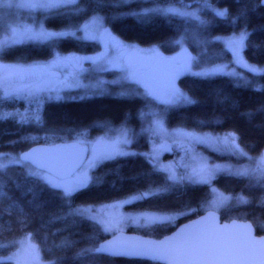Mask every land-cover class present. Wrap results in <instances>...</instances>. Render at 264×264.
<instances>
[{"label":"trees","instance_id":"16d2710c","mask_svg":"<svg viewBox=\"0 0 264 264\" xmlns=\"http://www.w3.org/2000/svg\"><path fill=\"white\" fill-rule=\"evenodd\" d=\"M213 7L229 9L225 18L215 17L208 9L201 7L202 0H163L161 6L168 4L199 9V16L211 24L201 25L196 21L180 16L157 17L147 29H140L133 17H119L111 20L114 13L128 12L130 9L151 7L152 4L132 3L130 6L116 8L108 4L95 5L89 0H80L78 7L85 11L78 16L67 15V10H53L42 16L48 30L66 29L70 21L82 24L92 15L105 18V27L127 43L141 46L159 45L162 54H172L177 45L171 41L184 35L185 44L192 56L198 57L195 66H208L230 62V53L225 43L226 38L243 31L248 36L244 41L241 56L246 64L256 68L264 67V9L262 6L250 11L246 17L232 21L240 7L251 4L253 0H241L238 5L234 0H209ZM36 20V21H37ZM199 33L200 39L209 42L198 44L193 38ZM61 54L74 53L93 55L98 51L97 42L60 38L54 45ZM53 47L49 42L24 43L13 45L0 51V60L15 64H27L52 58L48 52ZM242 71V70H241ZM242 81L227 75L193 77L182 75L177 79V86L191 99L192 105L168 107L164 119L166 128H183L200 133L234 132L237 143L244 155L205 153L212 161L219 163L242 164L247 156H255L264 149V74L242 71ZM163 112L166 106L150 100L148 97H113L95 96L80 100L45 101L41 106L43 126L28 120L21 123L19 116L0 118V154L20 152L35 144H54L57 142L76 141V131L82 133L81 140H89L103 132L106 127L117 126L132 129L134 134L130 143L135 153H142L152 148L151 137L141 132L144 121L140 110L148 108ZM36 104L29 105L24 100L15 98L0 99V116L4 113H29ZM65 116L67 117L65 119ZM220 121V123H217ZM203 122V124H201ZM76 129L71 133L57 131L55 138L45 140L53 133L47 129ZM37 137L38 143L29 137ZM29 166L9 165L0 169V184L4 185L5 196L0 197V256L14 248L13 242L28 235L39 250L43 261L50 264H156L143 260L111 258L96 253L85 252L88 248L108 237L99 225L81 215H71L67 202L63 201L56 190L50 189L36 177L26 173ZM87 187L79 190L71 201V209L109 203L128 197L141 196L124 205L127 211H146L177 215L173 221L154 223L141 228H126V232L137 233L150 238H160L170 233L179 224L190 220L207 210V203L212 197V188L231 197L218 213L221 221L231 219L249 221L256 235H264V182L254 178H244L218 173L208 184L173 183L167 180L163 172H153L152 165L142 155L116 157L105 160L88 172ZM151 192V195H144ZM243 197L247 203L234 200ZM194 209L195 211H192ZM23 221V223H22Z\"/></svg>","mask_w":264,"mask_h":264},{"label":"snow or ice","instance_id":"6c2138e0","mask_svg":"<svg viewBox=\"0 0 264 264\" xmlns=\"http://www.w3.org/2000/svg\"><path fill=\"white\" fill-rule=\"evenodd\" d=\"M80 0H0L2 8H28L49 10H67V15L78 16L85 11L84 8L78 7ZM98 6L108 4L112 7L121 8L130 6L132 3L152 4L151 7H140L138 9H130L128 12L114 13L111 20H116L119 17H133L138 22L140 29H147L154 24L157 17H168L175 15L185 18H193L201 25L211 24V21H204L198 15L199 9L196 11H188L189 5H184L182 8H176L172 4L161 6L163 0H89ZM238 5L241 0H234ZM264 5V0H253L251 4H245L240 7L236 13V17L232 23L235 25L236 18L246 17V15L256 8ZM201 7L208 9L215 14V17L225 18L229 15V9H218L213 7L209 0H202ZM0 24H4L6 29H10L11 34H6L0 38V51L11 48L13 45L21 43L23 39L38 40L41 42L47 41L53 45L48 52L52 58L47 62H34L31 65L21 64H0V90L3 91V98H19L26 101L29 105L36 104V108L26 109L24 113H4L0 118L9 116H19L20 122H27L29 119L35 121L38 125L43 126L45 121L41 117V106L46 99H61L59 95L61 88L67 86L73 80L78 79L80 72L87 71L83 67L85 61L91 62L95 71L104 72L110 67H118L124 75V79L135 81L144 86L145 96L151 97L160 101L168 107L192 105L195 103L188 94L183 92L176 86V80L184 73H190L193 77H209L223 72L227 65L220 67H203L199 72H192L191 68L194 63H198V57L192 56L184 47L187 30L184 35L172 40L171 42L181 48V52L175 57H165L159 51V45H151L148 48L141 49L136 44H130L123 39L114 35L107 27H105V18L100 15H92L90 19L79 24L75 22L69 23L66 29L60 31H49L45 29L41 22L38 27H33L30 24L22 26H13L8 23L7 16L0 14ZM78 32H83V39L96 41L99 40L103 45V51L94 55H76L69 53L61 55L56 50L55 44L60 38H76ZM247 31H241L239 35L229 37L225 43L231 50L239 63L248 67L249 71L258 74H264V68H256L249 66L241 56V50L244 47V41L247 38ZM193 38L198 44L206 45L209 41L200 39L199 33L194 34ZM109 49H115L120 55L112 58L109 56ZM66 73V74H65ZM226 75H235L229 72ZM98 82L94 87H99ZM264 89V86H257V90ZM102 91V89H101ZM55 93V96L53 95ZM128 93L121 92L118 95L124 96ZM82 98V97H81ZM168 107L163 112L148 108L140 110L142 119L150 117L146 127L141 128V132L149 133L150 135H172L176 138L177 143L186 151L191 150V145L194 143H207L210 141L222 142L226 147L235 148L239 151L236 143L238 137L234 132L224 133L213 136L210 134H200L196 131H187L183 128H177L173 133H166L164 129V119L168 111ZM67 117L65 116V119ZM220 123V121H217ZM203 124V122H201ZM57 131H67L69 133L76 129H58L53 126L47 129V132L53 133L52 136L46 135L45 140L55 138ZM132 129L121 127L114 139H98L96 141H83L79 139L81 132L76 131L77 139L72 144L52 145L47 149V155L36 157L33 153H23L19 157V161L32 159L37 165V171H30L29 175L36 177L37 182L42 181L50 189L56 190L54 194L58 195L63 201L67 202L70 208L71 215L87 216L89 219L102 225L105 232H118L121 230V225L132 220L138 222L140 217H124V216H105L100 213H93V209L89 207L71 209V201L79 190L87 187L89 176L88 170L96 167L98 163L104 160L113 159L117 156H136L142 155L147 162L152 165L153 172H166L167 180L173 183H190L207 184L213 178L219 166H209L204 163L194 164L185 175H178L171 165H163L159 162V155L162 150H166V143H153L152 151L148 153H132L124 150V145L132 142ZM36 140L37 137H29ZM91 152V156L87 153ZM244 155L243 152L240 153ZM10 162H19L15 158L7 157ZM251 159V158H249ZM3 167V165H0ZM236 175H246L264 182V161L256 167H250L235 172ZM67 177H73L68 179ZM4 185L0 184V197L6 195L3 191ZM214 198L207 203L208 208L215 209L223 204L230 197L216 195V190L212 189ZM151 192L144 195H151ZM141 196L133 197L140 199ZM242 203H247L243 197L237 198ZM131 201L128 199L121 200L117 203L104 205L105 208L116 209L128 204ZM192 211H195L192 209ZM147 222H154L157 218L151 216L143 217ZM214 218L213 212L209 213V217ZM166 219H174V217H166ZM23 223V221H22ZM85 252L108 254L110 256H137L151 253L153 255L166 256L170 264H264V240L259 242V248L254 244L241 243L234 238L224 236L218 233L214 228L200 230L186 236L181 243L175 248L162 249L159 246L143 247L140 245H132L123 240L108 241L106 243L94 245L91 248L83 250ZM13 257H8L11 260Z\"/></svg>","mask_w":264,"mask_h":264},{"label":"rangeland","instance_id":"374dc122","mask_svg":"<svg viewBox=\"0 0 264 264\" xmlns=\"http://www.w3.org/2000/svg\"><path fill=\"white\" fill-rule=\"evenodd\" d=\"M5 2H7V0H5ZM13 2L14 3L18 2V0H13ZM173 6H175L176 8H182L181 6H178V5H173ZM187 10L188 11H196L197 9L196 8H190ZM51 11H53V10L45 11L42 9H28V8H15V7H13V8H2V7H0V14L6 15L8 23L13 25V26H22L23 24H30V25H33V27H38L39 24L42 22V18H40V20H37L34 15L35 14H39V15L41 14L42 16H44L45 14L51 13ZM183 18H185V17H183ZM185 19L191 20V21H196L197 23H199V21H197L193 18H190V17L185 18ZM62 30H64V29H62ZM49 31H53V30H49ZM57 31H60V30H57ZM6 34H8V35L11 34L10 29H6L4 24H0V38H3ZM83 35H84L83 32H78L77 37L74 39L84 40ZM228 38H226V40ZM86 41H90V40H86ZM30 42L31 43H43V42L38 41V40L23 39L21 43H18L15 45L30 43ZM44 42H46V41H44ZM92 42H97V44H98L99 49L96 53H99L100 51L104 50L103 45L99 40L92 41ZM130 44H133V43H130ZM138 46L141 49H144V48L150 47L151 45L150 46L138 45ZM184 47L187 49L186 44H184ZM228 50H229V53L231 54L230 55L231 56L230 62H228V63H216L213 65L211 64L208 66H201L198 68L195 66V63H194L192 68H191V71L192 72H199V71H201V69L203 67L212 68V67H220L223 65H227V67L224 69L223 72H218L215 75H226L225 73L232 72V73H235V75H231V76L227 75V76H230V77L242 80V81H246L244 79L242 71L243 70L248 71V67H245L239 63H236V59L233 56L231 50L229 48H228ZM187 51H188V49H187ZM180 52H181V48L178 46L175 48V50L172 54H168V55L162 54V55L165 57H175ZM96 53H94V54H96ZM188 53L191 54L189 51H188ZM68 54L69 53H63L61 55H68ZM108 54L112 58H115V57L120 55L115 49H109ZM76 55H79V54H76ZM50 59L43 60V61H35V62H47ZM33 63L34 62L27 63V64H21V65H31ZM0 64H15V63L3 62L0 60ZM83 67L85 69H87V71L80 72L77 80H73L72 82L67 84V86H64L61 88V91L59 93V95L62 97L61 99H59V100H57V99L47 100L46 99L47 94L45 93L44 94L45 101L57 102V101H68V100H80V99L95 97V96H113V97H123V98L137 96V97H141V98H146L144 86L140 83H136L135 81L124 79L123 77L125 74L122 71H120V69L118 67H110L109 70H107V71L97 72V71H95L94 66L89 61H85L83 64ZM2 72H3V70H0V73H2ZM186 74L190 75V73H184L182 75H186ZM98 82H102V83L99 84L98 88L94 87L95 85H97ZM176 86H177V80H176ZM101 89H102V91H101ZM121 92H125L128 94L124 95V96L118 95ZM53 95L55 96V93H53ZM150 98L151 97H148L149 100H150ZM0 99H4L2 90H0ZM15 99L23 100V99H19V98H15ZM151 99L160 105L166 106L158 100H155L153 98H151ZM166 107H168V106H166ZM148 120H150V117L147 118V121H144V125H143L144 127L147 126ZM121 127L122 126H117V127L112 128V129H108V127H106V129L103 132L93 136L89 140H83V141L91 142V141H96L98 139H114L116 137V135L118 134V131ZM164 129H165L166 133L171 134L177 128H172V129L169 128L168 129L164 126ZM187 131H189V130H187ZM197 133H200V132H197ZM224 133H227V132H224ZM224 133H208V132L203 133L202 132L200 134H210L213 136L219 134L220 136H223ZM148 136L151 137L152 143H155L157 145L162 144V143H166L168 145V148L166 150H162L160 152L159 162L163 165H171L175 169L177 174L181 175V176L185 175L186 172L190 170V167H188V168L185 167L186 165L192 166L194 164L204 163V164H207V165L213 166V167L219 166V168L215 172L214 176L217 175L218 173H223V174L225 173V174H230V175H235V176L247 178L249 176L236 175L235 172L238 170H243V169L250 168V167H256L257 165L261 164L262 161H264V149L259 154L255 155V156H247V161L242 163V164H238V165L231 164V163H219L217 161H212L208 157V155L205 153L206 151H212V152L218 153V154H232L235 156H240L241 155L240 153L242 151H241L237 141H236V143L239 147V151H237V149H235V148L226 147L222 142H215V141H210L207 143H194L191 145V150L186 151L183 147H181V145L179 143H177L176 138L172 135H164V136L154 135L153 136V135H150L148 133ZM32 141L36 142V143L39 142L38 139L32 140ZM152 146H153V144H152ZM123 147H124L125 151L135 153V151L131 149L130 144L124 145ZM151 151H152V148H150L149 150L142 152V153H148ZM87 155L91 156V152L87 153ZM7 157H12V158H15L16 160H18V155H14L12 153L0 154V165H3V167H0V169H5V167H7L9 165H14V164L22 165L23 164L19 160H18L19 162H15V163L10 162V160ZM117 157H124V156H117ZM114 158H116V157H114ZM249 158H251V159H249ZM109 160H111V159H109ZM90 170H88V172ZM30 171H37V170L32 168V167L31 168L28 167L26 173L29 174ZM163 173L168 175L166 172H163ZM249 178H252V177H249ZM68 179H73V177H69ZM186 182H188V181H186ZM212 189H214V188H212ZM215 194L228 197V196L222 194L221 192H219L217 190H216ZM133 197H128L126 199L133 201V200H135V199H133ZM213 198H214V194H212V197H211L209 202H211L213 200ZM122 200H125V199H122ZM229 200H231V199H228L227 201H225L223 204H221L220 206H218L215 209H212V208H208V209H211V210L218 212L219 208H221ZM119 201H121V200H117V201H113V202H109V203H102V204H98V205H92L90 207L93 209L94 214L100 213V214H103L105 216H121L122 215L124 217H140V220L138 222H134L132 220H127L126 223L121 225L120 231H125L126 228H141V227H145V226H148V225H151L154 223H162V222H167V221L170 222V221H173L177 216L174 214H162V213L146 212V211H127V210H124L125 204L122 207H119L116 209L103 207L104 205L114 204V203H117ZM234 201L240 203V201L238 199H235ZM85 207H89V206H83V207H77V208H85ZM145 216L156 217L157 219L154 222L149 223L143 218ZM83 217H86L87 219H89L87 216H83ZM166 217H174V219H166ZM89 220H91V219H89ZM91 221H93V220H91ZM93 222H95V221H93ZM95 223H97V222H95ZM97 224L99 225V227H100V229L104 235L109 236V235H112L113 233H115V232H105L102 225H100L99 223H97ZM13 244H14V248L10 252L5 253L4 255L0 256V264H50L49 262L43 261L41 259L37 246L33 243V241L30 239V237L28 235L18 238L17 240H15L13 242ZM10 256L13 258L11 260H8L7 258Z\"/></svg>","mask_w":264,"mask_h":264},{"label":"water","instance_id":"95a60500","mask_svg":"<svg viewBox=\"0 0 264 264\" xmlns=\"http://www.w3.org/2000/svg\"><path fill=\"white\" fill-rule=\"evenodd\" d=\"M261 6L264 9V5ZM74 142L75 141L57 142L54 144H35L27 148L26 150L20 152L18 154V160L23 153H33V150H42V151H36L34 153L36 157H41L47 155V149L51 148L52 145L72 144ZM20 162L26 163L32 168L38 170L36 163H34L31 158ZM210 212H213L214 218L205 219L206 217H209ZM208 227H212L218 233L227 237L234 238L235 240L241 243L254 244L257 248H259V242L264 240V235L255 234L254 228L249 221L236 220V219L221 221L218 212L211 209H207L203 211L200 215L179 224L170 233L160 238H150V237L142 236L137 233L118 231L98 242L96 246L102 243H106L108 241L123 240L132 245H140L143 247L159 246L162 249H171V248H175L189 234L207 229ZM99 255H103L111 258H122L127 260H143L156 264H170V261L166 256L153 255L151 253L144 255H137V256H110L108 254H99Z\"/></svg>","mask_w":264,"mask_h":264}]
</instances>
